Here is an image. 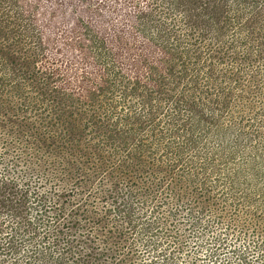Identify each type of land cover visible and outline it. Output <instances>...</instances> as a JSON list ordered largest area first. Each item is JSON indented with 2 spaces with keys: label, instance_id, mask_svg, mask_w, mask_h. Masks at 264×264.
<instances>
[{
  "label": "rangeland",
  "instance_id": "rangeland-1",
  "mask_svg": "<svg viewBox=\"0 0 264 264\" xmlns=\"http://www.w3.org/2000/svg\"><path fill=\"white\" fill-rule=\"evenodd\" d=\"M3 115L0 264H164L173 170L264 198V0H0Z\"/></svg>",
  "mask_w": 264,
  "mask_h": 264
},
{
  "label": "trees",
  "instance_id": "trees-1",
  "mask_svg": "<svg viewBox=\"0 0 264 264\" xmlns=\"http://www.w3.org/2000/svg\"><path fill=\"white\" fill-rule=\"evenodd\" d=\"M4 121L10 123L11 118L3 115L0 123ZM5 126L0 124L10 142L3 138L1 144L11 147V141H24V135L17 139ZM173 171L165 190L169 200L162 221L168 225L170 238L175 242L166 244L163 263L181 264L182 259L185 264H200L202 258L216 261L225 255L227 259L217 264H264V198L235 194L228 185L215 190L213 180L194 181ZM178 183H183L182 188L174 189ZM3 200L7 199L0 195V202ZM187 213H190L188 230L182 236L186 232L183 217Z\"/></svg>",
  "mask_w": 264,
  "mask_h": 264
}]
</instances>
